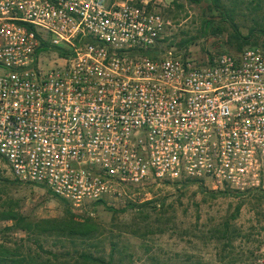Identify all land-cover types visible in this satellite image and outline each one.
Instances as JSON below:
<instances>
[{
  "label": "built area",
  "instance_id": "2783aa9c",
  "mask_svg": "<svg viewBox=\"0 0 264 264\" xmlns=\"http://www.w3.org/2000/svg\"><path fill=\"white\" fill-rule=\"evenodd\" d=\"M165 28L147 2L0 0V159L11 174L77 210L155 181L259 188L264 48L198 62L160 49Z\"/></svg>",
  "mask_w": 264,
  "mask_h": 264
},
{
  "label": "rangeland",
  "instance_id": "374dc122",
  "mask_svg": "<svg viewBox=\"0 0 264 264\" xmlns=\"http://www.w3.org/2000/svg\"><path fill=\"white\" fill-rule=\"evenodd\" d=\"M131 1L147 2L163 16L162 50L170 49L198 62L236 51L229 43L233 33L229 23L210 0ZM223 1L234 9L239 31L243 35L253 32L243 48H263L258 23L263 21L264 0ZM227 189L222 193L203 183L178 181L129 186L118 199L89 203L80 210L72 208L75 220L91 218L96 231L90 238L4 230L0 242L54 264L72 263L81 251L112 264H251L264 250V179L259 188L248 192ZM4 201L32 221L67 218L65 202L42 185L18 181L0 159V204ZM6 224L0 221V229Z\"/></svg>",
  "mask_w": 264,
  "mask_h": 264
},
{
  "label": "trees",
  "instance_id": "16d2710c",
  "mask_svg": "<svg viewBox=\"0 0 264 264\" xmlns=\"http://www.w3.org/2000/svg\"><path fill=\"white\" fill-rule=\"evenodd\" d=\"M192 2H201L202 0H190ZM213 7L219 11L220 15L226 20L231 29L232 34L230 36L229 43L236 47V51L239 52L243 49V45H246L250 42V39L253 38V32H249L243 35L237 24L234 22V9L230 8L223 0H210ZM260 25V33L264 37V17L263 21L258 23ZM232 38V39H231ZM256 38L254 37L253 41ZM233 40L235 41L233 43ZM181 45V43H179ZM262 46L264 48V39ZM148 55L154 56L155 52L150 51ZM212 58V57H211ZM210 58V59H211ZM19 181V180H18ZM183 182H195L193 180L183 181ZM40 185V184H39ZM44 186V185H42ZM45 187V186H44ZM212 191V190H211ZM220 192H228L227 188L224 190H218ZM213 192V191H212ZM238 192V191H237ZM54 195V194H53ZM56 196V195H54ZM62 202L67 204L68 208L65 209L66 219L63 221H58L56 219L44 218L41 220L32 221L27 216L23 215L20 211L13 208L8 202L0 204V221H5L6 224L2 229H0V234L4 230H22L28 235H40V234H52L53 232L58 233V235L65 236L67 239L72 238H90L96 231V227L92 224L91 218L87 217L81 221L75 220V214L72 213V207L69 202L64 198L56 196ZM103 201H97L99 203ZM240 204L236 207V214L239 212ZM236 214H233L235 217ZM115 249V244L113 245ZM112 257V254H110ZM0 264H54L51 260H36L32 257H28L25 253H18L17 249L10 248L6 246L3 242H0ZM69 264H112L111 261H106L103 257L94 255L91 252L81 251L74 259V262Z\"/></svg>",
  "mask_w": 264,
  "mask_h": 264
}]
</instances>
